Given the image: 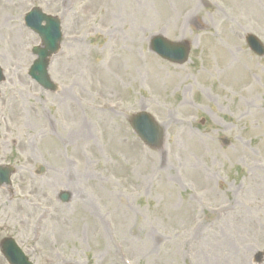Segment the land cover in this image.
I'll list each match as a JSON object with an SVG mask.
<instances>
[{
	"label": "rangeland",
	"instance_id": "374dc122",
	"mask_svg": "<svg viewBox=\"0 0 264 264\" xmlns=\"http://www.w3.org/2000/svg\"><path fill=\"white\" fill-rule=\"evenodd\" d=\"M0 2L17 32L0 29L1 238L34 264H264V57L246 42L264 43V0ZM34 8L61 21L56 92L28 75ZM156 36L189 61L151 52ZM141 111L160 149L133 132Z\"/></svg>",
	"mask_w": 264,
	"mask_h": 264
},
{
	"label": "water",
	"instance_id": "95a60500",
	"mask_svg": "<svg viewBox=\"0 0 264 264\" xmlns=\"http://www.w3.org/2000/svg\"><path fill=\"white\" fill-rule=\"evenodd\" d=\"M26 22L42 40V47L33 50L38 59L31 67L29 75L45 90L54 92L57 90V86L51 81L48 66L50 58L60 48L62 39L61 23L58 18L47 16L40 9H34L26 17ZM43 22L46 23L44 26ZM247 43L256 55L264 56V45L256 36L248 35ZM151 50L162 59L177 65L185 64L190 53V47L187 43H173L163 36H156L152 39ZM4 80L5 77L0 68V84ZM130 123L146 146L153 149H160L163 146L165 131L151 115L146 112L138 113L130 119ZM13 173L14 169L12 167H0V186L10 185ZM70 199L71 196L68 193L61 196L63 203H68ZM1 250L10 264H32L12 239L3 240ZM263 259V253H259L256 257L257 263H262Z\"/></svg>",
	"mask_w": 264,
	"mask_h": 264
},
{
	"label": "bare ground",
	"instance_id": "6f19581e",
	"mask_svg": "<svg viewBox=\"0 0 264 264\" xmlns=\"http://www.w3.org/2000/svg\"><path fill=\"white\" fill-rule=\"evenodd\" d=\"M19 2H21L22 0H18ZM6 6L4 3L0 2V29H6V31H11V32H16V27L15 25H13V21L11 20V18H7L6 17ZM141 10V9H139ZM17 33V32H16ZM16 33L14 34L15 39L13 40V43H16L18 45V43L21 42H26V35L23 34L22 37L19 36L18 38H16ZM71 41H74L73 39L70 38ZM15 46V45H14Z\"/></svg>",
	"mask_w": 264,
	"mask_h": 264
}]
</instances>
